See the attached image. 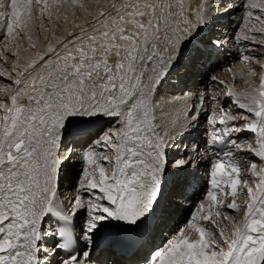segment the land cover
I'll return each mask as SVG.
<instances>
[{"label":"snow or ice","instance_id":"obj_1","mask_svg":"<svg viewBox=\"0 0 264 264\" xmlns=\"http://www.w3.org/2000/svg\"><path fill=\"white\" fill-rule=\"evenodd\" d=\"M92 2L99 11H90L84 0H0V55L16 58L14 78L0 68V76L15 85L0 99V264H92L97 236L107 225L138 227L160 207L166 149L177 138L157 131L154 94L202 29L193 31L183 0ZM67 8L93 19L77 23L79 32L58 39L59 47L48 44L19 63L20 41L35 48L36 25L42 28L54 11L59 19V10ZM247 8L246 18L259 25L247 32L264 34V0H248ZM241 38L264 45L255 35ZM252 59L243 56L246 63ZM211 79L225 85L226 97L243 111L214 105L205 143L231 144L260 166L250 163V182L231 150L223 158L214 152L210 189L183 226L150 249L144 264H264V71L258 87L240 92ZM201 112L193 106L188 129L198 127ZM104 118L108 127L90 128ZM243 131L254 134L251 142L230 139ZM78 139L83 143L77 145ZM77 146L81 169L70 177L66 170L74 167ZM192 152L198 155L196 147ZM193 159L186 154L173 167H188ZM66 179H74L78 193L70 210L60 193ZM228 197L227 209L243 213L239 221L223 210Z\"/></svg>","mask_w":264,"mask_h":264},{"label":"bare ground","instance_id":"obj_2","mask_svg":"<svg viewBox=\"0 0 264 264\" xmlns=\"http://www.w3.org/2000/svg\"><path fill=\"white\" fill-rule=\"evenodd\" d=\"M84 3L90 11H99L92 0H84ZM183 3L186 14L190 13L188 18L191 20L192 25L195 26L193 31L196 30V27L202 29L199 31L201 33L200 41L205 42L204 39H207V41H218L220 40L219 36H222L224 38L221 39V41L223 40L229 43L233 47L236 55L239 56L238 59L241 61L240 63L234 61L228 69L216 67L214 72L217 71V74H211L210 76H216L219 80L225 81L228 86H233L237 92L258 87L259 74L264 71V69H261L260 67V64L264 63V45L253 43L252 41H245L241 37L244 34H250L255 35L257 40H264V34L255 31L251 33L247 32V29L259 26L258 22L254 19L252 20V24H249L251 21L246 18L248 8L245 11L246 13H244V11L242 12V9L245 10L244 7L247 6L248 0H183ZM59 16L60 18L56 19V13L54 11L53 18L45 19L42 28L39 24L36 25L32 33V42L36 44L35 48L29 46V42L26 38L20 41L21 59L19 63H25L28 58H31L37 52L46 51L48 44H52L54 47H59L57 44L58 39L70 40L73 37L68 36V33L79 32V29L75 27L77 23L87 24L93 19L92 16L86 15L79 8L74 10L72 8L61 9L59 10ZM199 17H203V19H199ZM241 19L243 20V26L240 25L242 28L239 27L238 30L234 29ZM195 47L196 44L192 42L184 48L189 51L187 58L184 60L179 59V62L175 65L174 69L168 72V78L178 77L179 81H183V84H187L191 81L189 87L191 92L189 96L183 100H172L170 99V96L163 97L165 92L168 91L166 90L167 83H161L154 94L155 123L157 131L160 135L169 132L176 138L179 136L181 137L182 132H187L188 134H184L182 139L183 141L186 139L188 142H193V146L189 152L185 150L183 153L181 152L182 146L178 142L176 143V146L166 149V157L169 164L165 177L170 175L171 178L169 181L171 182V186L163 200L164 210L161 211L163 214L159 217L154 228L148 234L145 246H150L161 239L167 228L173 226L178 229L179 227H182L185 223L186 217L189 215L188 213H190L185 207L186 203L182 200L183 196L180 194L179 189L186 184L189 167L174 168L172 164L174 161L179 160L180 157L182 159L185 158L186 154H191L195 157L192 161L194 163L197 162L199 171L206 167H208L210 171V163L203 156L201 150L205 145L206 132L209 131V127L211 126L207 122V118L211 114V108L214 105L216 107L226 106V108L230 107L233 112L243 111L236 109L235 105L232 103V99L226 97L225 85L219 84L218 81H213L211 77L199 79L201 68H197L196 65H203L205 60L211 58V55H209V53L203 54ZM0 52H3L2 41H0ZM192 52H194V54ZM242 55H250L253 59L246 63L242 60ZM15 59L16 58L11 52L0 55V68L6 73H11L13 78L15 73H12L11 65ZM45 59H49V56H45ZM218 59V57H214L213 62L218 61ZM236 59L237 56L235 60ZM229 69L231 71H229ZM253 70L256 75H253ZM14 88L15 85L12 83L11 79H8L6 76H0V89H2L0 90V99L9 95ZM202 97H205V99L202 100ZM211 97H216L218 103L212 101ZM194 105L197 109L202 107L203 112L200 113L198 127L194 130H190L188 129L189 120L187 119V116ZM235 123L242 124L243 121H237ZM95 124L104 127L109 126L107 118H104ZM253 137L254 134L248 131H243L236 135V139L241 144L251 142ZM82 143V139L76 141L77 145ZM193 147L198 149V155L192 152ZM81 150L82 149L78 146L74 148V167L66 170L70 177H75V175L80 172L81 161L78 154ZM232 152L235 157L239 158L244 169L242 172V178L249 179L251 182L250 174L247 172V169L250 167L251 162H256L258 166H260V161L258 158L249 157V154L245 150L234 149ZM245 157H248V159L246 160ZM73 183L74 179L71 182L66 179L60 189L61 200L69 210L71 209V204L69 202L73 197L78 195V193L73 190ZM205 186L207 188V185ZM245 199L246 190L245 195L241 196L237 200V203L243 205ZM229 202H231V197H228L225 201V207L223 210L229 215H233L236 221H239L242 218L243 213H234L233 210L227 209L226 204ZM102 252L104 259H107L108 261L118 260L116 252L111 248L105 247L102 249ZM143 262L144 261H141L139 264H144ZM124 263L130 264L131 262L124 261Z\"/></svg>","mask_w":264,"mask_h":264},{"label":"rangeland","instance_id":"obj_3","mask_svg":"<svg viewBox=\"0 0 264 264\" xmlns=\"http://www.w3.org/2000/svg\"><path fill=\"white\" fill-rule=\"evenodd\" d=\"M244 8H245V10L242 9V12L244 11V13H246L245 11H246V9H247V6H245ZM244 13H243V14H244ZM241 20H242V19H241ZM241 20L239 21V24H238V25L235 24L236 26L234 27V29H237V30H238L239 27L242 28L241 26H243V24H242V23H243V20H242V21H241ZM249 24H250V25L252 24V20H251V23H249ZM240 25H241V26H240ZM237 30H236V32H237ZM219 38H220V40H221V39H223L224 37L219 36ZM219 38H218V39H219ZM242 60H243V55H242ZM236 61L239 62V63L241 62L240 59H237ZM228 68H230V66H229ZM228 68H227V69H228ZM225 69H226V68H225ZM216 74H217V71H216L215 73H213L212 75H216ZM210 77H211V76H209V78H210ZM225 108H226V106H225ZM180 159H181V157H180ZM172 165H173V164H172ZM193 211H195V209H194V210H191L190 213L193 212ZM190 213H188V214L190 215ZM189 215L186 217V219L189 217ZM186 219H185V221H186ZM143 263H144V262H143Z\"/></svg>","mask_w":264,"mask_h":264}]
</instances>
